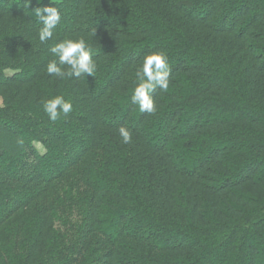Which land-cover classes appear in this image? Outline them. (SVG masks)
I'll return each mask as SVG.
<instances>
[{"label":"trees","instance_id":"1","mask_svg":"<svg viewBox=\"0 0 264 264\" xmlns=\"http://www.w3.org/2000/svg\"><path fill=\"white\" fill-rule=\"evenodd\" d=\"M69 38L93 77L47 74ZM153 52L171 71L148 114ZM0 97V264H264V0H0Z\"/></svg>","mask_w":264,"mask_h":264},{"label":"clouds","instance_id":"2","mask_svg":"<svg viewBox=\"0 0 264 264\" xmlns=\"http://www.w3.org/2000/svg\"><path fill=\"white\" fill-rule=\"evenodd\" d=\"M34 12L43 25L38 31L39 41L45 43L52 40L54 29L61 21L60 11L56 7H45ZM49 51L55 58L47 63L46 72L54 78L93 77L96 73L97 64L93 59V49L83 38L64 39L51 46ZM170 71L167 56L163 52H153L143 57L135 73L137 83L131 95V101L138 105L140 112L155 114L157 108L151 94L157 88L165 92L169 90ZM72 107V103L60 95L43 101V110L53 122L62 115L67 116ZM118 132L122 143L131 142L132 133L128 128L121 126Z\"/></svg>","mask_w":264,"mask_h":264},{"label":"rangeland","instance_id":"3","mask_svg":"<svg viewBox=\"0 0 264 264\" xmlns=\"http://www.w3.org/2000/svg\"><path fill=\"white\" fill-rule=\"evenodd\" d=\"M55 1H60V0H55ZM2 104H3V101H2V99L0 97V107L2 106ZM38 148L40 149V151L43 152V148L41 146H38Z\"/></svg>","mask_w":264,"mask_h":264}]
</instances>
